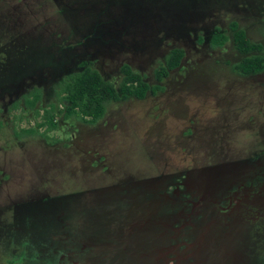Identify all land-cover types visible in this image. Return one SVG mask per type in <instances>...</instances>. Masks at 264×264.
I'll return each instance as SVG.
<instances>
[{"label": "rangeland", "instance_id": "obj_1", "mask_svg": "<svg viewBox=\"0 0 264 264\" xmlns=\"http://www.w3.org/2000/svg\"><path fill=\"white\" fill-rule=\"evenodd\" d=\"M232 21L264 41V0H0V264L21 252L28 264L261 263L264 71H233ZM174 47L180 65L157 82ZM82 61L115 86L126 63L163 89L107 104L93 125L58 117L21 135L40 119L11 104L33 87L39 110L56 103ZM165 205L188 217L172 229L142 222Z\"/></svg>", "mask_w": 264, "mask_h": 264}, {"label": "trees", "instance_id": "obj_2", "mask_svg": "<svg viewBox=\"0 0 264 264\" xmlns=\"http://www.w3.org/2000/svg\"><path fill=\"white\" fill-rule=\"evenodd\" d=\"M229 28L232 30V45L242 55L241 59L232 65L233 71L240 75L263 72L264 41H251L235 21L230 22ZM227 39L223 32L216 29L211 35L210 44L212 47H221ZM183 56L182 48H171L163 61L154 69V79L161 82L171 70L180 65ZM120 73L121 79L118 86H115L90 63L82 61L80 70L63 76L56 84L54 89L56 103H50L41 110L36 105L41 100L42 91L39 87L31 88L11 105L13 107L23 105L25 109L31 110L40 121L36 123L35 127L23 128L20 134L26 136L44 135L39 133V127H45V131L55 129L58 125V117L93 125L104 116L107 104L130 98L143 99L147 93L155 94L163 89L159 84H149L141 73L133 70L126 63L120 67ZM31 255L37 258L39 254L34 251ZM53 256H55V260H48L45 257V262L57 264L58 257L57 255ZM26 257H28L27 252H21L18 264H28L26 262L29 261L25 259Z\"/></svg>", "mask_w": 264, "mask_h": 264}, {"label": "crops", "instance_id": "obj_3", "mask_svg": "<svg viewBox=\"0 0 264 264\" xmlns=\"http://www.w3.org/2000/svg\"><path fill=\"white\" fill-rule=\"evenodd\" d=\"M161 178L167 184H169L168 182L172 181V179H169L168 176H163ZM173 181L176 182V183L178 182L177 180H174V179H173ZM173 192L176 194V190L175 189H173ZM167 197L164 195V200L168 201L166 199ZM168 199H169V197H168ZM155 202H158V201H155ZM168 202L170 203V202H174V201H172V200L169 199ZM193 203H192V206L193 207H197L198 204H193ZM155 210H157L159 212L158 215L155 214V213L154 214L151 213L150 214V218H148L146 220H143L142 219V222H145L146 226H148L149 224H153V225L158 226L159 224H157L155 222H160L162 225H164V226L166 225V227L171 228L173 224H177V222L179 221V218H181V217L184 218L186 216L188 217L187 212H183L181 210H179L178 212H176V211H174V212H171V211L170 212H167L168 210L166 209V205H165V207H162V208H159V206H157V208H155ZM191 213H195V212L193 211ZM136 223H138V220L135 223H132L131 226L135 225ZM187 223L188 222H186V219L182 220L181 223L176 227V230L177 231H181L182 229H186L185 227H186V224ZM131 232L132 231H129L127 234H133Z\"/></svg>", "mask_w": 264, "mask_h": 264}, {"label": "flooded vegetation", "instance_id": "obj_4", "mask_svg": "<svg viewBox=\"0 0 264 264\" xmlns=\"http://www.w3.org/2000/svg\"><path fill=\"white\" fill-rule=\"evenodd\" d=\"M232 198H230V197H228L227 198V200H226V202L227 203H225V206H223L224 204H222V205H217V208H219L220 210H219V213H221V214H230L229 212H230V209H231V203H232ZM249 215V214H248ZM261 224V223H260ZM263 225H264V222H263ZM262 231H264V228L263 229H261L260 230V232H258V234H260ZM126 233H128V232H126ZM68 256H69V253H68ZM69 258V257H68ZM67 258V259H68ZM70 259V258H69ZM257 260H259L261 263L260 264H264V259L262 260H260L259 258L257 259ZM74 263H76V260H74L73 261V264ZM81 264V263H80Z\"/></svg>", "mask_w": 264, "mask_h": 264}, {"label": "water", "instance_id": "obj_5", "mask_svg": "<svg viewBox=\"0 0 264 264\" xmlns=\"http://www.w3.org/2000/svg\"><path fill=\"white\" fill-rule=\"evenodd\" d=\"M231 215H232V213H231ZM232 216H233V215H232ZM238 220H239V218H238V219H234V221H236L237 223L239 222ZM239 223H240V222H239ZM200 235L202 236V234H199V236H196V238H195V239H197V240H196V244H199V243H200V242H199V241H200L199 239L201 238ZM229 235H230V238H231V237H232V232H231V234L229 233ZM230 238H229V239H230Z\"/></svg>", "mask_w": 264, "mask_h": 264}]
</instances>
